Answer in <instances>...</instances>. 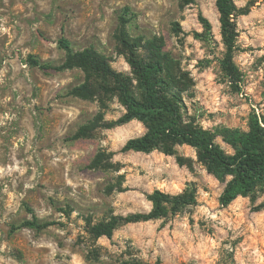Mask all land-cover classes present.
<instances>
[{
  "label": "rangeland",
  "instance_id": "rangeland-1",
  "mask_svg": "<svg viewBox=\"0 0 264 264\" xmlns=\"http://www.w3.org/2000/svg\"><path fill=\"white\" fill-rule=\"evenodd\" d=\"M234 2L248 10L236 18L239 88L221 69L226 49L216 0H0V264H264V187L221 206L225 185L196 149L122 151L146 132L137 120L72 140L99 113L112 122L125 108L117 96L72 95L85 81L81 69L28 64L32 56L61 65L66 55L58 40L65 37L75 51L93 47L114 70L133 76L116 40L128 8L125 30L140 44L139 55L163 61L182 94L186 122L247 130L253 108L264 116V0ZM99 151L110 168H89ZM156 190L192 193L197 204L122 225L111 239L88 232L114 216L150 212ZM33 217L51 226L12 230Z\"/></svg>",
  "mask_w": 264,
  "mask_h": 264
},
{
  "label": "trees",
  "instance_id": "trees-1",
  "mask_svg": "<svg viewBox=\"0 0 264 264\" xmlns=\"http://www.w3.org/2000/svg\"><path fill=\"white\" fill-rule=\"evenodd\" d=\"M182 1L185 5L193 3V0ZM216 7L220 14L222 42L226 49L220 61L221 69L229 81L239 88L242 74L235 62L239 36L236 18L247 14L248 10L238 8L234 0H216ZM124 12L120 17L116 40L133 76L114 70L110 61L93 47L75 51L65 37L58 40V47L66 55L61 65L52 67L32 56L28 58L31 67L44 71L81 69L85 73V81L72 89V95L82 99L117 96L125 108V113L112 122L105 121L104 115L99 113L81 126L72 140L92 138L101 128L112 129L137 120L144 124L146 132L141 137L128 140L122 151L150 154L159 150L172 154L176 145H188L196 149L198 160L207 172L225 185L219 197L221 206L227 207L239 197H248L263 188L264 116L253 108L248 117L247 130L227 126L210 130L187 123L182 94L176 89L173 80L166 76L165 65L159 57L144 58L139 55L140 44L132 40L125 30L130 10L126 8ZM200 20L206 31H210V22L202 16ZM218 139L230 150L222 148ZM109 160L106 152L99 151L89 168H110ZM149 200L152 203L150 212L114 216L107 222L91 225L88 232L95 238L111 239L122 225L160 220L197 204L196 197L188 192L171 195L156 190ZM49 226L50 223L39 222L33 217L13 225L12 230L28 228L42 231Z\"/></svg>",
  "mask_w": 264,
  "mask_h": 264
}]
</instances>
